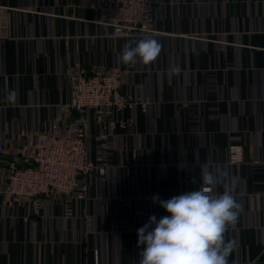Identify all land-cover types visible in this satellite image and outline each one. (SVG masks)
I'll use <instances>...</instances> for the list:
<instances>
[{"label":"crops","instance_id":"crops-1","mask_svg":"<svg viewBox=\"0 0 264 264\" xmlns=\"http://www.w3.org/2000/svg\"><path fill=\"white\" fill-rule=\"evenodd\" d=\"M0 6L9 33L0 39V264H139L137 229L169 215L151 197L198 190L203 172L216 169L237 178L228 264H264V0H163L153 11L158 33L135 37L109 35L99 0ZM141 39L159 42L157 59L122 64L123 45ZM74 70H119L135 103L113 114L125 127L108 131L105 146L92 110L65 111ZM54 123L83 124L92 158L111 162L104 178L82 177L84 199L46 197L36 217L29 201L4 192L7 167L24 164L35 133ZM231 145L241 146L243 161L230 160Z\"/></svg>","mask_w":264,"mask_h":264},{"label":"built area","instance_id":"built-area-1","mask_svg":"<svg viewBox=\"0 0 264 264\" xmlns=\"http://www.w3.org/2000/svg\"><path fill=\"white\" fill-rule=\"evenodd\" d=\"M163 0H99L100 23L109 29L111 37H135L158 33L155 28L154 9ZM6 8L0 6V39L9 36L2 15ZM70 100L64 105L68 113L83 114L92 110L96 120L104 124V131L97 138L108 142V131L125 123L112 118L115 112L132 108L135 104L122 91L123 75L119 70L87 74L74 70L69 73ZM145 107V106H144ZM88 134L81 123H67L35 133L24 157V164L14 159L8 163L4 192L14 200L29 201L34 215L41 216L44 199L55 195L65 198L78 194L86 196L87 185L82 177L104 178L111 159L104 154L92 158L88 148ZM6 154L5 144L0 142V158ZM230 160L243 161L242 148L230 146ZM125 205L128 202L121 199ZM89 222L91 217L85 215Z\"/></svg>","mask_w":264,"mask_h":264},{"label":"clouds","instance_id":"clouds-1","mask_svg":"<svg viewBox=\"0 0 264 264\" xmlns=\"http://www.w3.org/2000/svg\"><path fill=\"white\" fill-rule=\"evenodd\" d=\"M160 50L155 39H141L134 46L131 42L124 44L119 59L127 66L135 65L137 60L151 64ZM14 98V93L7 97L9 101ZM202 175L203 184L198 190L185 191L167 200L158 194L151 197L169 215L158 220L151 215L137 229V246H143L139 264H228L235 241L226 240L225 234L235 227L240 215V205L233 194L237 178L228 177L223 169ZM221 183L223 193L214 195L213 187Z\"/></svg>","mask_w":264,"mask_h":264},{"label":"water","instance_id":"water-1","mask_svg":"<svg viewBox=\"0 0 264 264\" xmlns=\"http://www.w3.org/2000/svg\"><path fill=\"white\" fill-rule=\"evenodd\" d=\"M228 260H232V257L229 255Z\"/></svg>","mask_w":264,"mask_h":264}]
</instances>
